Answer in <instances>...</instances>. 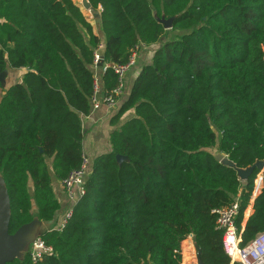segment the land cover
Here are the masks:
<instances>
[{
	"label": "trees",
	"instance_id": "trees-1",
	"mask_svg": "<svg viewBox=\"0 0 264 264\" xmlns=\"http://www.w3.org/2000/svg\"><path fill=\"white\" fill-rule=\"evenodd\" d=\"M88 2L102 37L73 0H0V73L26 70L19 83H0L9 233L34 218L53 221L62 208L53 180L83 162L95 52L104 65H126L152 48L110 124L133 117L89 165L65 229L40 236L53 253L36 264H188L189 236L204 264H230L214 211L238 199L241 230L260 171L242 181L238 169L264 161V0ZM163 15L174 18L169 30L156 18ZM99 80L101 98L118 85L111 68ZM262 183L243 245L264 232V174ZM9 264L34 263L27 254Z\"/></svg>",
	"mask_w": 264,
	"mask_h": 264
},
{
	"label": "built area",
	"instance_id": "built-area-1",
	"mask_svg": "<svg viewBox=\"0 0 264 264\" xmlns=\"http://www.w3.org/2000/svg\"><path fill=\"white\" fill-rule=\"evenodd\" d=\"M135 59L136 54L133 55L130 62L126 65L103 64L101 66V54L99 50L95 52L94 63L92 66L94 72V92L92 96L93 109H98L101 106L107 107L108 109H115L118 107L119 99L124 95L126 89L125 76L133 67ZM108 68H111L118 76V85L108 96L99 98L100 77L97 74V70L101 69L104 73ZM88 168V159L83 155L81 167L78 170L71 172L70 175L61 182L67 200L71 203V207L63 214L58 227L55 229L59 232L65 229L72 217L74 206L86 193L84 185ZM255 191L256 189L254 190L250 206L245 213V219L241 230H239L236 225V219L240 210L239 201L235 200L230 206L214 211L217 215V229L223 232V250L229 257L230 264H264V232L257 234L254 239L245 245H243L242 241V232L245 227L246 220L249 217L250 207L253 202ZM51 253H53V249L47 246L39 237L31 245V250L28 255L30 256L31 261L36 264L41 262L46 255ZM192 264H197V260H194Z\"/></svg>",
	"mask_w": 264,
	"mask_h": 264
},
{
	"label": "crops",
	"instance_id": "crops-1",
	"mask_svg": "<svg viewBox=\"0 0 264 264\" xmlns=\"http://www.w3.org/2000/svg\"><path fill=\"white\" fill-rule=\"evenodd\" d=\"M96 33V32H95ZM98 36L100 34L96 33ZM102 37V36H101ZM154 49L152 48H143L140 50L138 54H136V59L133 67L126 75V90L122 98L119 99V104L128 98V95L132 89L133 83L137 78L141 68L150 64L153 57ZM25 69L21 70H7V78L5 80V88L10 87L13 84L19 83L23 74L25 73ZM97 74L100 76L103 75L101 69L97 70ZM10 78V85L6 87L7 79ZM3 93H0V99ZM99 98L100 95H99ZM118 109H108L107 107L101 106L98 109H92L91 113L88 116L82 117V130H83V155L88 159L89 165L99 156L103 154L110 153L112 151V147L110 144V135L117 129H119L123 124H125L128 120L133 117V112L127 113L122 117L119 123L116 126H112L111 119L117 114ZM261 185L257 186L256 191L253 198V202L250 207V213H252L254 199L260 194L263 183L261 180V175H259V179ZM256 180V182H257ZM53 182V190L56 198L61 203V210L56 214L55 219L49 223V228L47 230H54L58 227L61 217L63 214L71 207V203L67 200V197L62 188L61 182L56 181ZM259 188V189H258ZM248 219V218H247ZM247 221V220H246Z\"/></svg>",
	"mask_w": 264,
	"mask_h": 264
},
{
	"label": "water",
	"instance_id": "water-1",
	"mask_svg": "<svg viewBox=\"0 0 264 264\" xmlns=\"http://www.w3.org/2000/svg\"><path fill=\"white\" fill-rule=\"evenodd\" d=\"M82 7L86 11H92L91 4L88 0H82ZM94 15H97L96 12H93ZM158 22L164 26L166 30L172 28L173 20L166 19L163 15L161 18H158ZM103 65V59L101 61V66ZM7 78V72L0 73V83L2 87H5V80ZM117 162L122 164L127 161L126 157L117 155ZM215 159L217 162L222 163L225 161L222 153L216 154ZM227 162V165L230 167H235L232 162ZM260 171L261 180H263L264 174V161H259L253 166L247 169H238L239 179L246 181L255 170ZM255 201V199H254ZM56 217V216H55ZM55 219V218H54ZM53 219V220H54ZM11 221V204L8 194L6 184L3 180V177L0 174V264H9L14 260H23L24 257L30 252L31 245L34 241L39 238L44 232L51 231L47 230L49 228V223L52 222H42L38 218L26 225L20 227L14 234L9 233V226ZM196 250V260L197 264H204L202 261V250L201 248L194 243Z\"/></svg>",
	"mask_w": 264,
	"mask_h": 264
},
{
	"label": "rangeland",
	"instance_id": "rangeland-1",
	"mask_svg": "<svg viewBox=\"0 0 264 264\" xmlns=\"http://www.w3.org/2000/svg\"><path fill=\"white\" fill-rule=\"evenodd\" d=\"M74 1V3L77 5V6H79L80 8H81V10H82V12H83V14L85 15V17L88 19V21L92 24V26H93V29H94V32H96V33H98V34H100V27H99V25H98V23L96 22V18H97V16L96 15H94V13L92 12V11H86V10H84L83 9V7H82V0H73ZM172 37V36H171ZM130 71V70H129ZM128 71V72H129ZM127 72V73H128ZM127 75V74H126ZM10 78H11V76L7 79V81H6V83H7V85H6V87L7 86H9L10 85ZM125 80H126V76H125ZM125 84H126V81H125ZM3 88H5V87H3ZM126 90V89H125ZM213 153H215L217 150H211ZM219 154V153H218ZM224 156V155H223ZM224 158H225V161L227 160V157H225L224 156ZM257 179H259V176H258V178ZM53 182L55 183V181L53 180ZM255 189H256V182H255ZM30 193L32 194V186L30 185ZM236 200H238V199H236ZM247 216H248V213H247ZM187 241H190L191 243H192V249H194V255H195V260H196V250H195V247H194V238H193V236H189L185 241H183V243L184 242H187ZM183 243H182V245H181V249H182V246H183ZM188 264H192L191 262L190 263H188Z\"/></svg>",
	"mask_w": 264,
	"mask_h": 264
}]
</instances>
